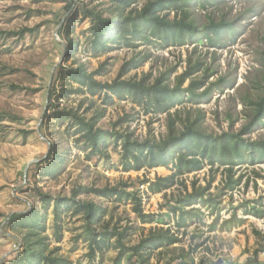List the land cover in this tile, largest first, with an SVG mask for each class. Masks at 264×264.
Returning <instances> with one entry per match:
<instances>
[{
  "label": "rangeland",
  "instance_id": "374dc122",
  "mask_svg": "<svg viewBox=\"0 0 264 264\" xmlns=\"http://www.w3.org/2000/svg\"><path fill=\"white\" fill-rule=\"evenodd\" d=\"M148 1L136 0L126 12L132 10L134 13ZM68 3H71L70 8ZM93 6L104 15H110L107 0H0V32H3L0 33V113H6L0 120V264H8L21 250L24 231H14L13 223L20 214L34 207L46 213L44 235L49 237V248H56V253L70 259L71 264H129V252L117 258L119 250L115 236L108 242L104 240L102 249L96 248L92 255L83 216L67 206L62 208V233L57 241L52 212L54 201L45 208L41 200V193L52 198L71 197L79 186L104 187L122 182L128 183L130 190L139 189L143 212L152 214L151 220L137 217L130 200L84 192L78 193L76 198L92 200L105 207V221L110 227L124 230L122 242L125 245L135 244L161 227L178 236L177 243L154 252L153 264H175L169 262L170 258L183 252H188L196 264L201 260L211 264L220 259L241 262L259 250V259L264 261L261 237L255 232L264 233V216L250 213L252 205L264 210V159L252 163L248 160L249 150L246 151V161L233 167V179L242 176L233 189L226 188L227 171L223 166L215 165L211 170L206 164L199 171L182 175L172 187L153 193L141 181L168 175L172 172L169 167L125 171L120 161L121 149L114 148L109 135V158H89L81 142L76 141L77 135L67 129L69 120L54 114L55 109L79 105V112L87 116L92 114V110L85 112L92 99L87 94L58 98L62 83L58 78L59 65L84 63L88 70H94L107 61L108 70L96 78L111 81L126 60L148 55L147 61L126 77L140 78L149 73L154 78L170 71L169 83L174 85L178 75L200 61L201 70L189 77L183 86L193 78L204 77L205 85L197 91L200 93L209 86V93L199 98V102L185 100L171 110L172 114L177 112L182 119L198 117L202 130L208 133L239 132L254 115L249 99L255 100L263 93L264 0H218L205 6L192 2L191 13L199 26L211 18L215 22H233L234 32L223 31L214 46L204 38L197 43L171 46L138 40L135 48L120 47L97 56L88 49L86 29L91 24L90 18L83 17L84 10ZM173 15L171 11L168 17ZM23 27L32 30L6 34ZM69 38L76 41L77 50L66 58L64 50ZM52 81L57 88L53 95L56 107L48 109ZM12 84L20 88L14 89ZM93 100L96 107L105 109L97 124L105 131H132L139 139H158L167 132L165 113H145L130 99L114 98L112 103H105L103 94ZM127 113L134 115L133 120L120 123V118ZM181 126L178 122V127ZM242 137L248 141L264 140V120L253 123L251 131H245ZM51 143L55 144L59 156L49 155ZM48 156L58 162L53 174L48 169ZM32 159L38 161L29 165L25 175V167ZM210 180L209 192L216 197V209L220 208L216 228L210 230L209 225L217 211L202 203L193 205L192 210L197 215L180 226L179 212L173 213L171 205L193 190V181L198 187L207 185ZM180 206L190 208L187 203H180ZM233 216L236 225L229 229L220 227L224 219Z\"/></svg>",
  "mask_w": 264,
  "mask_h": 264
},
{
  "label": "trees",
  "instance_id": "16d2710c",
  "mask_svg": "<svg viewBox=\"0 0 264 264\" xmlns=\"http://www.w3.org/2000/svg\"><path fill=\"white\" fill-rule=\"evenodd\" d=\"M110 4L106 16L96 6L84 10L83 17L90 18V26L86 29L89 33L88 49L97 56L102 53L112 51L120 47H137L138 40L152 43L158 41L164 46L185 45L188 43L201 42L204 39L211 45H215L220 39L223 31L234 32L233 22L223 20L215 22L212 18L207 23L199 26L191 13V4L194 1L202 6L218 0H149L140 10L126 12L136 0H107ZM71 3H68L70 8ZM174 12L172 18L168 15ZM165 12V13H164ZM164 13V15H162ZM32 28L23 27L19 31L7 32L6 34H23ZM3 34V32H0ZM68 46L65 49V57L73 56L77 50L75 40L68 39ZM148 59V55L141 58L131 57L119 68L116 77L111 81H102L96 78L97 75L104 74L107 68V61L99 64L96 69L88 70L84 63L74 65H59L58 78L62 81L58 91V98H67L73 94H87L92 97L85 112L92 110V114L79 112L78 107H63L55 109L54 114L60 118H67L69 123L67 129H72V134L77 135L76 141L81 142L83 149L87 151V156L92 158L99 156L109 158V144L107 135L112 137L114 148L120 147V161L125 171L142 170L158 166L169 167L172 172L165 176H157L154 180L143 179L141 184H147V189L153 193L161 192L172 187L179 182L182 175L196 172L205 167L206 164L213 170L215 165L223 166L227 171L226 188L233 189L239 184L242 176L233 179V167L246 161V151L249 150V159L252 163L261 162L264 159V140L248 141L242 134L250 132L252 124L264 120V85L263 93L255 100L249 99V103L254 107V115L250 122L239 132L223 131L220 134H213L203 131L199 118L190 119L188 116L182 119L180 115L172 114L171 110L181 105L185 100H195L206 96L210 87L207 86L200 93L197 91L205 85L202 79H192L187 86L184 82L200 71L202 62L197 61L189 65L185 71L176 77L174 85L169 83V72L151 78L150 74H143L140 78L126 77L132 70L142 66ZM12 88L20 86L11 85ZM49 107H56L53 103V95L57 88L52 81L49 86ZM103 94L105 103H112L114 98L130 99L133 103L141 106L145 113H165L167 115V132L160 138L146 137L139 139L132 131H105L97 126L100 118L104 116L105 109L96 107L93 98ZM6 113H0V120ZM7 116H10L9 114ZM133 114H125L122 120H133ZM178 122L182 123L181 128ZM49 155L59 156L55 144L51 143ZM48 169L54 173L58 168V162L51 160ZM218 170L215 169V171ZM213 179V175H212ZM211 179V180H212ZM205 186H196L192 182L193 190L176 204L171 205L173 213L179 212V225L186 224L187 219H192L196 213L192 210L194 204L202 203L206 207L217 211L216 217L209 225L210 230H214L219 221L220 208L216 197L210 193L211 182ZM183 184L181 179L180 181ZM129 184L122 182L114 186H79L71 197L52 198L47 193H41L43 207L47 208L53 200L54 215V237L58 241L61 238L62 208L67 206L75 214H81L85 221V229L93 255L95 249H102V242L109 241L115 236L118 255L129 252V264H153L151 259L156 250L173 245L179 241V237L163 227L150 231L137 243L125 245L122 242L124 230L119 231L116 227H110L104 219L106 209L92 200L76 198L78 193H93L104 198H116L118 200H130L136 216L143 220H151L152 214L143 212L142 199L139 189H128ZM180 203H187L189 209H183ZM250 213L255 216H264V210L256 209L252 205ZM2 215V213H0ZM13 223L14 231H24L21 237V250L17 252L14 259L8 264H71L67 257L57 254L56 248H49V237L46 232V213L41 212L36 207L26 213L20 214ZM233 217L224 219L220 224L221 228L229 229L237 224L233 222ZM240 220V219H239ZM238 220V221H239ZM99 226V227H98ZM261 238V250L264 251V233L255 231ZM105 243V242H104ZM260 251V250H259ZM259 251H254L243 261L237 260H215L211 264H264L259 259ZM169 262L175 264H196L193 257L188 252H183L178 256H172ZM207 262L201 260L199 264ZM7 264V263H6Z\"/></svg>",
  "mask_w": 264,
  "mask_h": 264
},
{
  "label": "water",
  "instance_id": "95a60500",
  "mask_svg": "<svg viewBox=\"0 0 264 264\" xmlns=\"http://www.w3.org/2000/svg\"><path fill=\"white\" fill-rule=\"evenodd\" d=\"M64 52H65V50H64ZM47 97H48V93H47ZM36 161H38V159H32V160H30V161L27 163V165H26V167H25V171H24V174H25V175H26V171H27L29 165H30L32 162H36Z\"/></svg>",
  "mask_w": 264,
  "mask_h": 264
}]
</instances>
